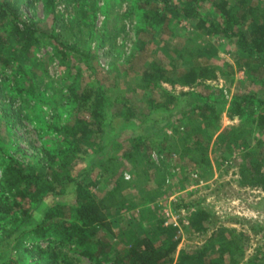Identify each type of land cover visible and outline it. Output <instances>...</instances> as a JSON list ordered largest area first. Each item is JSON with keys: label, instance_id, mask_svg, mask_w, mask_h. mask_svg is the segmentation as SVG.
Instances as JSON below:
<instances>
[{"label": "trees", "instance_id": "16d2710c", "mask_svg": "<svg viewBox=\"0 0 264 264\" xmlns=\"http://www.w3.org/2000/svg\"><path fill=\"white\" fill-rule=\"evenodd\" d=\"M73 1L72 15L64 17L56 9L57 0H43L50 24L46 35L64 66L65 83L52 80L41 85L33 78V68L42 65L33 52L45 33L41 20L32 14L23 16L21 0H0V70L6 75L5 88L35 94L38 100L44 97L51 109L50 118L41 123L47 140L36 155L21 160L0 146V264H19L16 256L30 249L37 250L44 264H70L69 255L54 251V245L42 247L38 240L43 238L70 246L93 264H237L239 240L222 228L213 230L201 246L176 255L179 236L175 226L164 224V215L163 219L152 218L150 203L136 202L141 205L138 213L117 230L114 224L131 204L124 188L135 180L129 172L133 158L140 160L142 174L150 173L154 181L152 187L139 190L140 195L148 192L151 201L172 193L163 161L179 144H184L182 150L188 155L187 169L194 170L196 176L209 162L200 135L206 130L217 131L215 103L226 99L215 96L221 88L209 80L214 72L215 46L192 44L179 27L182 19H197L201 30L232 43L234 58L249 68L245 76L250 84L232 95L226 111L232 117L249 118L257 132L264 134V0H128L127 10L120 12L113 4L120 5L122 0H107L102 6ZM98 9L106 15L100 43L123 52L106 70L91 59L94 47L89 36ZM118 16L136 20L135 40L127 52L124 43L117 42L119 37L124 41V24L107 29V21ZM161 46L169 51L164 65L153 67L143 62L141 68L133 69L140 52H155ZM104 70L111 73V80L100 73ZM132 72L142 79L136 85L149 93L147 108H136L129 97L122 96V103L108 100L110 86ZM189 96L196 99L187 101ZM114 105L120 108L116 110ZM186 117L198 119L189 123L183 121ZM166 127L171 128L170 133ZM228 130L225 127L216 137L220 142L228 139L229 147L240 145L238 137L247 139V130L235 131V140L228 138ZM120 137L131 138L132 145L115 154L113 143L121 145ZM142 140L144 145L132 150ZM152 143L161 155L159 175L150 168ZM112 149L115 166L105 158ZM261 153L258 156L248 148L239 155L240 184L264 190ZM125 171L129 178L124 177ZM139 178L135 181L142 184L145 180ZM173 206L192 208L198 227L207 228L206 222H214L209 208L199 200L187 203L177 199Z\"/></svg>", "mask_w": 264, "mask_h": 264}, {"label": "rangeland", "instance_id": "374dc122", "mask_svg": "<svg viewBox=\"0 0 264 264\" xmlns=\"http://www.w3.org/2000/svg\"><path fill=\"white\" fill-rule=\"evenodd\" d=\"M86 1L87 3L90 2L91 4L95 3L98 6H102L107 0ZM73 3V0H57L56 9L63 14L62 16H70L74 10ZM129 4L128 0H122L120 5L117 2L113 5L120 12L127 10ZM20 6L23 16L32 14L34 18L41 20V30L45 32L39 37L38 42L33 47L35 56L42 63V65H36L33 68V72L35 73L33 78L41 85L43 82L48 85L52 80H56L58 83H65L62 77L65 70L64 66L58 54L55 53L54 45L49 36L46 35V32L50 31V24L48 22L49 18L45 15L43 0H21ZM116 11L112 9V13ZM123 17L120 19L119 16L118 19L111 17L107 21V29L112 28L113 30L118 24H124V30L126 31V35L123 37L124 41H122V37H119L117 42L119 44L123 42L124 48H126L125 51L127 52L135 40L134 25L136 20L133 17ZM105 20V13L102 12V9H98L93 19L94 30L89 38L94 47L91 57L92 62L97 61L106 70L109 65L119 60L123 52L116 47L107 49L104 44L100 43L102 36H104L102 24H104ZM179 27L189 36L192 44L196 46L214 45L216 48L213 64L214 72L209 80L218 84L221 88V92L215 96L223 97L226 99V102H214L218 106L215 110L218 124L217 131L211 132L210 130H206V132L200 135L201 147L207 150L209 162L200 168V176H196V173L193 172L194 170L187 169L186 160L188 155L182 150L184 149V144H179L177 148L171 151L170 155L165 156L163 161V170L165 171L166 180L172 186L169 189L172 193L168 197L163 194L158 195L154 201H151L148 192L140 195L139 190L141 188L148 189L152 187L154 181L150 173L142 174L141 166L139 167L140 160L133 158L131 160L132 165L130 166L131 171L129 172L132 175L134 174L135 180L141 177L145 181L141 184L140 181L134 180L133 183L125 186L124 192L128 200H131V204L121 213L120 221L117 225L114 224V228L117 230L118 227L125 226L127 219L138 213L141 205H138L136 202L140 203L141 201V204L150 203L154 208L152 210L154 212L150 214L152 218L163 219L164 209L171 211L176 218L178 224L174 225L175 235L179 236V242L175 251L176 255L182 250L201 246L207 242L213 230L222 228L231 237L233 236L239 240L238 243L241 246V251L235 253L237 264H264V190L257 186H251L248 183L240 184L241 175L238 163L239 155L248 148L253 150L255 154L258 153V156H261V152H264V134L257 132V127L250 122L249 118L244 116L232 117L226 111L227 101L230 100L232 95L247 83L250 84L245 76L249 68L240 64L234 58V48L229 40L207 34L201 30L197 19H182L179 22ZM164 36H167V34H164ZM168 57L169 51L164 46H161L155 52L148 53L142 51L137 55L132 67L133 69H139L142 67L143 62L149 63L153 67L162 66L166 63ZM105 70L100 73L105 74L106 79L111 80V73ZM139 77L140 75L138 76L132 72L128 76L117 79L116 83L111 85L107 92L108 100L122 103V96L129 97L130 102L136 108H147L149 106V93L147 90L140 89L136 85L138 82H142V79ZM5 78L6 75L0 70V146L2 151H8V153L17 159L27 160L36 155L40 151L41 145L47 140V132H43L41 123L44 119L50 118L51 109L44 97L38 100L35 94L31 95L26 92L13 93L8 88L6 89ZM195 89L200 91L201 87L196 86ZM192 98L196 99L195 96H189L187 101L192 100ZM114 108L118 110L120 107L114 105ZM197 119V117L193 119L186 117L183 121L192 123ZM176 123L182 124V121ZM225 127L230 128L229 132H226L229 135V139L235 140L234 132L238 129L247 130V139L243 140L244 137H238L236 142L240 145L238 147H229L230 143L227 142L228 139L221 140L220 142L216 137L217 133ZM165 130L168 133L171 132L170 127H166ZM155 131L157 135L155 140H157L159 138V129ZM136 132L137 130L132 135H135ZM129 133L131 135V132ZM149 135L152 134L149 133ZM151 137L154 139V135ZM119 140L122 142L121 145H118L120 143H113L115 154H120L124 148L132 145L131 138L120 137ZM141 145H144L143 140L138 144L136 143L132 147V150H139V146ZM150 147L148 151L150 168L156 169L159 175L161 173L159 167L162 164L161 155L156 151L154 143ZM113 149L105 154V158H107L110 166H115L116 164V161L111 157V154H114ZM83 164L84 162L80 165ZM177 199H181L187 203L198 200L203 202L212 213L214 222H206L207 228L198 227L197 217H195V211L192 208L188 209L184 206H176L174 208L173 203ZM163 202L166 204H163ZM165 220L166 217H164V224H167ZM168 220L171 221L170 217H168ZM38 243L42 247L52 244L54 245V251L59 250V253H67L70 264H93L87 257L79 255L76 251L70 249V246L65 247L49 243L46 238L39 239ZM60 256L61 254H59V258ZM16 257V262L19 264H44L37 257V250L34 249L26 252L22 251ZM106 264L123 263L108 262Z\"/></svg>", "mask_w": 264, "mask_h": 264}, {"label": "built area", "instance_id": "2783aa9c", "mask_svg": "<svg viewBox=\"0 0 264 264\" xmlns=\"http://www.w3.org/2000/svg\"><path fill=\"white\" fill-rule=\"evenodd\" d=\"M124 177L125 178H129L130 177V173L129 172H124ZM164 216L166 217L165 223H171L172 225H177L178 224L176 218L173 216L171 211H169L167 209H164ZM168 217H170L171 221L168 220Z\"/></svg>", "mask_w": 264, "mask_h": 264}]
</instances>
